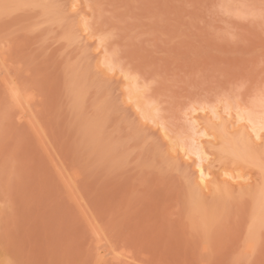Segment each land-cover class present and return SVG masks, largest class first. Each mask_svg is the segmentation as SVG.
I'll list each match as a JSON object with an SVG mask.
<instances>
[{
  "label": "rangeland",
  "instance_id": "374dc122",
  "mask_svg": "<svg viewBox=\"0 0 264 264\" xmlns=\"http://www.w3.org/2000/svg\"><path fill=\"white\" fill-rule=\"evenodd\" d=\"M78 2L0 0V264H264V132L202 117L264 102V0ZM191 115L246 186L201 191Z\"/></svg>",
  "mask_w": 264,
  "mask_h": 264
},
{
  "label": "bare ground",
  "instance_id": "6f19581e",
  "mask_svg": "<svg viewBox=\"0 0 264 264\" xmlns=\"http://www.w3.org/2000/svg\"><path fill=\"white\" fill-rule=\"evenodd\" d=\"M70 3H71L72 9H75L76 11H78L80 9V4H79L78 0H70ZM85 28L83 27L82 31H85ZM133 85H134V87H133ZM133 85L131 86L133 89H131V87L129 88L130 89L129 95L131 94L129 97H131V98H133L138 93V91H137L138 89H135V87H136L135 83ZM144 105H145V103H144ZM255 105H256L255 106L256 108L252 109L253 107H251L252 110L248 109V111H246V110L242 111V109H239V111H237L235 114L234 113L232 114L229 110H227V111L225 110L226 112H225L223 117L221 116L222 110L217 111L216 109L209 111L211 113V115L209 112H206L203 114V116L202 115L201 116L207 118L210 121V123L212 122L211 120H213V121L216 120L215 122L218 121V123H215L216 126H220V124H222V125L226 124L227 126H229L230 129H231V127H237L238 128L237 131H240L241 128H242V130H243V128L248 129V132L251 133V138L258 140L261 138V133L264 132V102L261 104L255 103ZM149 106L150 105H148V103H147L146 108H148L147 109L148 113H150L149 119H151L154 117L157 109L154 106H150V107ZM224 107L226 108V106H224ZM201 111L203 112V110H201ZM208 113H209V115H208ZM201 116L200 115H195V116L191 115L190 116V120H189L190 121V124H189L190 134L187 137V141L181 140V138H180V140H181L180 144H177L179 149L176 146V148L178 150H180V152L181 151L183 152V153H181V157L187 158V160L189 159V161H191L190 164L193 165V167L195 168L197 185L199 186L201 191L203 190L202 192L209 191V190L213 189L214 186L216 187L217 185H227L226 187H228V188L229 187L230 188H234V187H237V188L241 187L242 188V186H246L247 185L246 182H248L249 179L250 180L253 179V176L249 175L248 172L247 173L246 172H244V173L243 172H234V170H232V168L231 169L217 168L216 170L212 169L213 160H211V159H212V153L213 152H211L207 146H214L215 145L214 142L217 139V134H216V130L213 131L212 128L209 127V125H211V124H204L203 121H201ZM213 125H214V123H213ZM224 127H222V129ZM163 128H164V126H162V129ZM241 131H240V133L237 132L239 134H236V137H233V138H237V140L236 139L230 140L228 138L229 141L228 140L226 141V144H227L226 147H229V153H231L233 156H235V158H244L245 154H246L245 157H247L248 152H249L248 151L249 150L248 149L249 148L248 147L249 141H247V138H248L250 133L246 132V134H248V136H247L246 134H244L245 132L242 133ZM217 133H219V132H217ZM242 134H243L242 137H240V138L237 137L238 135L240 136ZM181 135H184V134H181ZM218 135H220V134H218ZM245 136H247V138ZM243 137L246 138V141ZM178 138H179V135H178ZM176 141L177 140H174V142H176ZM247 143H248V146L246 145ZM226 147H225V150L227 152L228 149H226ZM222 149L224 150V147ZM202 173H203V175H202ZM226 187H224V188H226ZM262 188H264V184H263ZM262 188L259 192V195H260L261 199L264 200V195H262ZM254 194H255V191H254Z\"/></svg>",
  "mask_w": 264,
  "mask_h": 264
},
{
  "label": "snow or ice",
  "instance_id": "6c2138e0",
  "mask_svg": "<svg viewBox=\"0 0 264 264\" xmlns=\"http://www.w3.org/2000/svg\"><path fill=\"white\" fill-rule=\"evenodd\" d=\"M202 175H203V173H202ZM262 195H264V188H262Z\"/></svg>",
  "mask_w": 264,
  "mask_h": 264
}]
</instances>
